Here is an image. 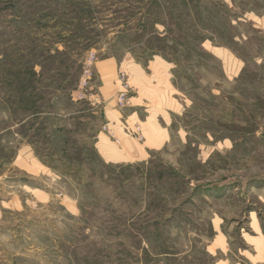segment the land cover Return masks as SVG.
<instances>
[{"label": "rangeland", "instance_id": "rangeland-1", "mask_svg": "<svg viewBox=\"0 0 264 264\" xmlns=\"http://www.w3.org/2000/svg\"><path fill=\"white\" fill-rule=\"evenodd\" d=\"M263 261L264 0H0V264Z\"/></svg>", "mask_w": 264, "mask_h": 264}, {"label": "crops", "instance_id": "crops-1", "mask_svg": "<svg viewBox=\"0 0 264 264\" xmlns=\"http://www.w3.org/2000/svg\"><path fill=\"white\" fill-rule=\"evenodd\" d=\"M116 65H117V62H115V61H113V60H107V61H103V62H101V65H100V68L101 69H99V73H102V75H103V77L106 79L107 78V73H109V69L111 68L112 70H113V68H115L116 67ZM236 70H234L233 71V73L235 72ZM115 72V71H114ZM114 72H113V74H114ZM231 73V72H230ZM139 79H141V77H144L143 76V71L142 70H140L139 71ZM115 82H108L106 85H108V87H110L111 85H113V88L114 89H116L117 90V86H116V83L114 84ZM140 84L139 85H142V82H139ZM105 85V86H106ZM141 87H143V90H141V88H138V91L141 93L142 91H144V90H146V86L143 84V86H141ZM107 89H109V88H107ZM115 94H116V92H115ZM111 97L112 96H110L109 97V99L108 100H104V102L107 104V105H115L116 104V100H110L111 99ZM159 104H160V101H159ZM170 104V103H169ZM143 105H145V104H143ZM167 106V105H166ZM170 106H172V104H170ZM163 107H164V105H163ZM99 145H100V147L102 148H104L105 149V152L107 153V155L109 156V155H113L112 154V152H111V150H110V148H108V143L106 144L104 141H101V142H99ZM132 150H134V149H132ZM141 151V150H140ZM264 262V261H263Z\"/></svg>", "mask_w": 264, "mask_h": 264}, {"label": "built area", "instance_id": "built-area-1", "mask_svg": "<svg viewBox=\"0 0 264 264\" xmlns=\"http://www.w3.org/2000/svg\"><path fill=\"white\" fill-rule=\"evenodd\" d=\"M93 60H94V57L91 59V62H92ZM87 73L89 74L90 71H87ZM89 80H90V78H89ZM84 83H85V85H87V81H84ZM126 95H127L126 91L120 93V97H119V100H118V101L120 102L121 105L124 104L125 99H126Z\"/></svg>", "mask_w": 264, "mask_h": 264}]
</instances>
